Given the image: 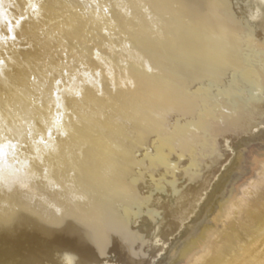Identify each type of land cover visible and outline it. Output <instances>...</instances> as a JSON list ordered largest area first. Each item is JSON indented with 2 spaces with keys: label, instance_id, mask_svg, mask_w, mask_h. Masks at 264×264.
I'll return each instance as SVG.
<instances>
[{
  "label": "bare ground",
  "instance_id": "obj_1",
  "mask_svg": "<svg viewBox=\"0 0 264 264\" xmlns=\"http://www.w3.org/2000/svg\"><path fill=\"white\" fill-rule=\"evenodd\" d=\"M214 1L112 0L110 15L45 0L22 26L32 51L0 41L8 67L37 75V127L53 130L10 161L27 187L0 183V264H264V0ZM22 2L4 0L0 31ZM65 50L80 71L57 101ZM6 87L24 92L0 77V106ZM70 145L57 159L74 175L38 182L34 162Z\"/></svg>",
  "mask_w": 264,
  "mask_h": 264
},
{
  "label": "snow or ice",
  "instance_id": "obj_2",
  "mask_svg": "<svg viewBox=\"0 0 264 264\" xmlns=\"http://www.w3.org/2000/svg\"><path fill=\"white\" fill-rule=\"evenodd\" d=\"M95 5L97 9H103L105 13L110 15L114 14V10L119 7V4H114L112 0H105L103 4H100L99 0H92L89 7ZM4 0H0V9H3ZM133 6L140 7L142 12H146L151 9L150 4H133ZM20 8V14L18 18L5 19L6 27L3 31H0V41L8 42L17 45L21 42L22 46L17 47V51L24 53L32 51V45L23 43L27 39L31 38V31L25 33L22 30V26L25 22L29 21L31 18L28 14L30 9L32 13H36L37 20L41 17L42 12H51L52 9L46 4L45 0H40V3H33L32 0H23L22 3L18 4ZM0 15H4L0 12ZM151 19V16L146 17ZM52 24L58 26V22L52 19ZM105 35L107 31L105 30ZM115 39V37H113ZM116 52L115 47H113V53ZM67 52L65 50V58L62 61L61 67L59 69L58 75H55L54 81L50 88V95L54 96L57 101L61 99L62 86L63 89H70L71 83L76 79V72L80 71L79 66L74 68H69L66 59ZM11 57L0 58V77H3L5 81H12L13 83H21L24 92L21 96H15L10 94V87H6L3 91L4 103L0 106V183H6L11 187L13 184H19L22 188L27 187L25 183V174L22 173L13 163L10 161H18V156L20 153H31L33 144H47V141L53 137V130L50 126H41V121L35 119V113L37 111V106L33 103L32 97L36 92H40L43 95V89L36 86L37 81L36 74L23 75L15 71V67H8L7 61ZM123 58L118 55H113L114 68L113 76L115 75V67L121 63ZM14 63V62H13ZM133 62L131 59L127 60L126 67L131 70L133 68ZM87 68V65H84ZM53 75V73H49ZM95 75L99 77L101 75L100 71H96ZM114 87V84H113ZM83 91L80 94V99H83ZM65 109H71V112H65L69 116V123L72 122V112L76 113V120L81 119L80 113L76 112V108L73 107L72 98L66 97L62 105ZM57 112L61 108L60 104L55 105ZM45 108L51 113L53 105L45 104L43 99H41L39 104V111L44 112ZM29 124L27 129H23L21 125ZM72 133L66 135V139L70 138ZM73 152V148L70 145L67 149L60 147L57 152L49 154L44 158H41L34 162V167L36 169L35 179L38 182H44L47 180V174H51L57 179V183L62 184L65 177L73 176L74 172L71 168V160L67 157L63 159L62 163L58 162V157L63 152ZM28 162V157L25 156L22 163ZM78 264V262H77Z\"/></svg>",
  "mask_w": 264,
  "mask_h": 264
},
{
  "label": "rangeland",
  "instance_id": "obj_3",
  "mask_svg": "<svg viewBox=\"0 0 264 264\" xmlns=\"http://www.w3.org/2000/svg\"><path fill=\"white\" fill-rule=\"evenodd\" d=\"M214 2H216V0L214 1ZM218 6V2H216V4H215V7H217ZM197 171V170H196Z\"/></svg>",
  "mask_w": 264,
  "mask_h": 264
}]
</instances>
